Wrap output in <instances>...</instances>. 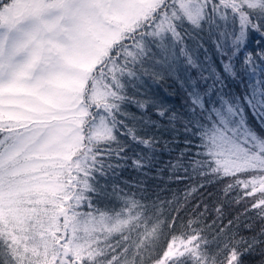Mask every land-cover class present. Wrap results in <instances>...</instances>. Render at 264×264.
Masks as SVG:
<instances>
[{
	"label": "snow or ice",
	"instance_id": "obj_1",
	"mask_svg": "<svg viewBox=\"0 0 264 264\" xmlns=\"http://www.w3.org/2000/svg\"><path fill=\"white\" fill-rule=\"evenodd\" d=\"M0 264H264V0H0Z\"/></svg>",
	"mask_w": 264,
	"mask_h": 264
},
{
	"label": "trees",
	"instance_id": "obj_2",
	"mask_svg": "<svg viewBox=\"0 0 264 264\" xmlns=\"http://www.w3.org/2000/svg\"><path fill=\"white\" fill-rule=\"evenodd\" d=\"M257 40H260L259 36L252 39L251 48H257ZM166 87V85H165ZM172 91V89H168ZM172 103L179 104V97L175 96L171 100ZM170 137L165 136L164 139H169ZM171 159V156L167 151L163 150L161 146L160 153L157 155V167L153 169L147 178L140 177L145 180L144 186L148 189V195L152 199H156L159 196L160 201H164V206L162 211L167 216H178L180 222H186L193 215L203 211L205 205L213 206L225 199L222 187L223 185L218 182H214L211 178L206 181L202 177L198 176H185L183 179L177 180L175 177L169 179L167 174V162ZM163 169L164 171H158ZM147 171V170H145ZM136 172L131 168L123 174V179L128 180L130 178L136 177ZM183 175V174H181ZM203 185V187H201ZM195 188L196 191L192 192L188 199L185 201V193ZM179 201V204L176 201ZM175 209V210H174ZM242 205L232 204L231 206L225 205V220L234 217L238 213L243 212ZM214 216L215 213L213 212ZM251 215V213H249ZM256 228L259 227L258 221H253ZM250 235L251 233H245ZM118 238V237H116ZM255 259H259L256 257Z\"/></svg>",
	"mask_w": 264,
	"mask_h": 264
}]
</instances>
